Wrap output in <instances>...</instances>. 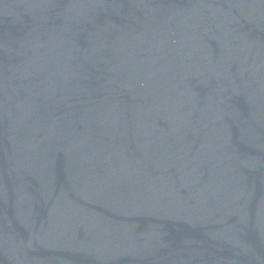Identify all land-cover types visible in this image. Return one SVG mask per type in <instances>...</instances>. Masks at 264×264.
<instances>
[{
	"label": "water",
	"instance_id": "water-1",
	"mask_svg": "<svg viewBox=\"0 0 264 264\" xmlns=\"http://www.w3.org/2000/svg\"><path fill=\"white\" fill-rule=\"evenodd\" d=\"M0 264H264V0H0Z\"/></svg>",
	"mask_w": 264,
	"mask_h": 264
}]
</instances>
